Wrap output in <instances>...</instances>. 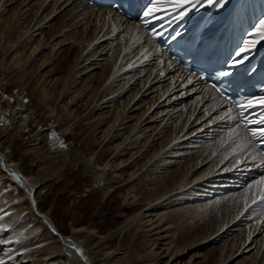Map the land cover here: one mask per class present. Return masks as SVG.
Wrapping results in <instances>:
<instances>
[{"label": "rangeland", "instance_id": "obj_1", "mask_svg": "<svg viewBox=\"0 0 264 264\" xmlns=\"http://www.w3.org/2000/svg\"><path fill=\"white\" fill-rule=\"evenodd\" d=\"M72 2L77 5L74 12L78 4L85 11L90 6L84 0ZM43 4L44 0H0V151L29 179L38 202L36 207L39 206L41 213L51 219L56 231L86 248L94 264H155L158 256L172 257L173 251L180 246V249H187L190 245L199 249L185 251L182 264L195 254H199V259L194 264H219L230 255H235L230 264H264V206L260 207L256 201L262 190L257 191L256 186L259 180L264 182V175L257 179L247 177L248 181L237 188L205 194L207 197L196 199L190 194L185 198L177 195L179 190L200 177L212 175L208 179L214 178L226 168L235 171L245 164V141L249 147L247 152L255 153L254 158L264 161L257 146L249 141L240 126L238 115L235 116L237 111L223 108V104L228 105L218 100L210 88L205 90L204 96L188 92L169 105L171 98L157 101L162 93L157 89L163 87L164 91L171 84L170 80H162L155 91L153 83L140 91L135 102L126 109L132 107L128 119L123 121L122 137H114L113 132L109 135V130L104 134L103 126L95 127L87 118L109 117L106 119L109 124L114 120L115 108L111 112L92 110L95 104L108 99L114 92H110V88L101 89L108 68L99 66L71 84L74 94L87 93L74 101L79 106H72L63 91L70 90L69 73L81 51V37L83 34L84 38L91 37L95 31L92 27L84 33L91 13L90 19L82 17L83 13L79 15L84 25H79L78 21L57 25L53 20L60 11H55L62 10L66 2L46 0ZM242 4V11L237 16L238 25L247 23L254 14L264 13V0H243L240 6ZM45 16L48 20L38 26L37 21L41 22ZM240 16H243L242 20ZM253 24L250 23L252 37L247 35L248 40L258 37L254 31L257 26ZM37 28L41 30L33 33ZM57 43L60 45L52 47ZM44 44L47 47L41 54L39 51L32 54L38 45ZM55 47L57 51H54ZM44 62L47 68L43 67L41 71ZM153 63L146 69L148 74L155 66ZM43 73L53 74L59 84L55 87L40 84ZM115 78L105 87L108 88ZM146 78L138 80L115 107L124 105ZM44 91H47V97ZM68 94L73 96V92ZM42 97L46 99L41 100ZM208 99H212L214 108L222 105L220 112L225 116H212L213 108H204V100ZM152 104L154 106L143 118V113ZM68 112H74L79 118L70 114L69 117ZM233 117L237 119L235 124ZM138 129L141 140L136 148L140 153L136 152L137 157L133 155V160V153L125 152L122 147L117 149L116 145L125 139L124 146L127 145L130 142L127 138ZM203 130L212 135L203 139L202 134H197L193 138ZM177 137L184 139L180 145L184 149L175 150L173 157H169L172 149L167 152L164 149ZM97 165H107L102 174L96 171ZM4 181L3 178L1 182ZM8 185L5 192L11 193L10 196L19 194L18 187L11 186L10 182ZM109 186L117 188L105 198L104 192ZM148 210L160 211L161 222H164L161 226L166 225L169 227L166 232L171 231L165 248L150 233H144V228L136 229ZM136 216L140 218L122 235L107 237ZM79 228L83 231L78 232ZM101 237L107 238L100 240ZM245 242L247 245L253 243L252 248L238 256L237 252L242 250ZM166 248H169L168 252ZM66 254L70 259L78 260L77 254L57 247L55 256L59 258Z\"/></svg>", "mask_w": 264, "mask_h": 264}, {"label": "bare ground", "instance_id": "obj_2", "mask_svg": "<svg viewBox=\"0 0 264 264\" xmlns=\"http://www.w3.org/2000/svg\"><path fill=\"white\" fill-rule=\"evenodd\" d=\"M72 1L73 0H64V2H66L64 8L62 10L55 11L56 13L60 11V14H58V16L53 20L54 23L57 25L58 24L61 25L68 22L78 21L79 25H84L82 24L83 22L81 23V18L79 15L80 14L82 15L83 13L82 17L88 19L89 14L91 13V19L89 18L90 20L87 23L88 26H86V29L84 28V33L88 31V28L90 30L92 29V27L95 28V31L91 37L84 38V34L81 37V42H80L81 51L76 55L74 64L70 69V73H69L70 85L68 86L70 90H66V91L63 90V91L67 95V97L70 98V104L72 106L74 105L79 106L74 101H77L79 98L86 96L87 93L83 92L80 94L77 93L74 94V91L72 89L73 87L71 84L79 77H82L98 69L99 66L102 67L106 66V68H108V75L106 79L103 81L101 89L108 90L110 88L111 89L110 92L112 91L114 92H112L111 96L108 99H105L100 103L95 104L92 110L93 109L108 110V112H111L113 108H115V114H114L115 117L113 118L114 120L111 124H109V122L108 123L106 122L107 121L106 119H108L109 117L100 116L98 118L91 117L87 119H89L88 122L90 121L89 124H94L95 127L103 126L102 132L104 134H106V132L109 130V135L110 133L113 132V136L117 138L122 137L124 135L123 131L125 130V128L123 127L125 124L123 123V121L128 119L127 114L132 107L128 110L126 109L130 105H132L133 102H135L140 91L145 90L147 86H149L151 83L154 84L153 87L155 88L153 91H155L157 88L160 87L162 80H170L171 84L167 88H165L164 91H163V87L161 89H157L159 90L158 92H162L161 95L159 96V99H157V101H161L164 97L171 98L169 99L168 105L172 101L173 103L179 101V99L182 96L188 94V92L192 94H200L204 96L205 90L209 89V87L200 84L198 80L191 77L187 73L183 72L172 61L166 58L163 50L155 42L157 38L156 31L153 30L152 32H149L148 31L150 30L149 28H151L152 25L154 24L159 26L160 24H164L167 21H171L172 23L170 25L165 26V30L169 29L170 26H176L175 24L180 25V27L183 28V25H188L189 20L192 19L191 26H194V24H198L197 22L199 21H203L199 26L195 27L192 30L195 34H198L197 36H199L201 32L209 33L211 35H213V33L214 34L217 33L220 35L223 29L227 25L228 15H230L233 12H236L238 8H239V12L241 13L243 8V4L242 6H240L243 0L242 1L229 0L228 4L222 8L212 5H205L199 10H193L187 16L180 18L183 20V22L178 23L179 19H177L176 15L173 14V9L170 6H168L164 10H162L161 13L156 18L149 19L148 23L146 24L144 22L145 17L143 16V12L141 11L139 12L138 15L139 18L138 21L136 23H132L128 20H123L117 17L111 11L96 10L92 6H88L87 9L89 11L88 12L85 11L84 8L82 9L81 7H79L80 4H78L77 11L74 12L77 5L75 6L74 5L75 3L73 4ZM74 1L77 3L80 0H74ZM45 2L46 0H44V4ZM235 3H238V6L234 9ZM240 13H238V15H240ZM261 16H262L261 12H259L257 15L254 14L252 15L253 17L252 19L251 16L249 17V20L246 19L248 20L247 23L243 21L244 23L241 24L244 26L245 29L248 28V36L252 37V33H250L251 30L249 28L250 23L252 21L255 23L257 18ZM46 19L47 18L45 16V18L42 19L41 22L37 21L36 24H38L39 26L41 25V23L45 22ZM159 19H162L161 21L163 22H158ZM33 20L34 18L31 20V22ZM258 24L259 22L256 23V26ZM40 30L41 28H37L33 33H37ZM243 30L244 29H242L241 31L242 36L244 35ZM194 33L190 32L189 34L191 36H194ZM184 34H188V33L184 32ZM237 36L241 37L240 33H238ZM253 39L257 41L255 48L248 53L247 60L243 64L236 66L235 68L244 67V68H250L254 71L257 67L264 66V41L259 40L257 36H253ZM94 43H96V45L93 46ZM59 45L60 44L57 43L52 47ZM46 47L47 46L45 44L38 45L36 51L33 50L32 54L36 53L37 51H39V54H41L42 50H44ZM57 50L58 48L55 47L54 51ZM151 62H154L152 65L155 66L154 68H152L153 70L150 72V74H148L149 70L146 72V69L151 65ZM159 64H161L160 65L161 67L157 71L155 77L151 80L153 76V72L156 69H158ZM43 67L47 68V64L45 62L42 63L40 67L41 71ZM128 67L130 68L126 70ZM48 73H43L41 75L39 83L42 84L43 82V85L45 86L48 83L55 87V85L59 84V79L57 78L54 79L53 74L48 75ZM138 76L139 77L141 76V78L147 76V78L141 81L139 90L133 93L132 95H130L125 100L124 105L119 106V108L115 107V103H117V101L122 100V97L127 93L129 94L130 93L129 89L133 88L135 86V83L141 79V78L137 79ZM113 77H116L115 80L112 81V83L108 88H106L105 84ZM45 90L47 89L45 88ZM46 92L47 91H44L47 97L48 95ZM71 92H73L72 94L73 96L69 97L70 94L68 93ZM180 92H184V93L182 95H178ZM213 93L215 94V92ZM216 97L218 100L228 105V103L224 99L220 98L218 95H216ZM45 99H46L45 97L41 98V100H45ZM204 102H205L204 105L205 109L213 108L211 114L212 116L219 115L218 118L225 116V114H223L224 112L223 113L220 112V110H222V105L217 106L220 108L217 109L216 107L214 108L212 106L211 104L212 99L204 100ZM153 106L154 105L152 104L151 107H149L143 113L144 115L143 118L145 117L147 112L152 109ZM231 108L232 110H236L237 113L238 112L240 113V108H234V107ZM69 114L70 113L68 112L67 115L69 116ZM72 115H74V112H71L70 116ZM74 118H79V117H75L74 115ZM238 121L240 122V126L242 127V129L245 130L249 134V136H251L250 131H248V127L243 126L239 118ZM249 126L253 128L256 127V125H252V124H249ZM139 130L140 129L134 132L130 138H127L128 140L130 139V142L127 145L124 146V144H126L125 142L126 139L124 140V142L116 145L117 149H120L122 147V149H124L125 152L133 153L132 154L133 160H134L133 155H136L137 154L136 152L140 153L139 152L140 150H137L136 148L141 140V136L139 135ZM197 134H202L203 136L201 137L203 139L209 138L210 135H212L211 133L209 134V132H205V130H203L200 131L199 133H196L193 138H195ZM260 138H264V136H257L255 138L252 137L253 140H257ZM173 142L171 143L172 145L170 147L167 146V148L164 149L166 150V152L172 149V154H169V157H173L175 150L184 149L182 146H180L184 142V139L182 140L181 137H177ZM245 144H246L245 155L247 157L245 159V164H241L240 166H238V168L235 171L228 170L226 168L225 171L223 172L220 171V173L214 175V178L208 179L212 175L207 177L206 176L200 177L197 180H194V182L190 184V186L187 185L186 187H183L181 190H179L177 192V195H181L183 198H185V196L187 197V195L190 194L193 195L196 199H198L199 197H207L208 194L212 195V194H216V192L218 191H225L227 189L237 188L242 183L248 181L246 180L247 177L250 179L252 176H254L252 178L257 179L260 175H264V161L261 160L258 161V159L254 158L256 156L255 153H253V155L249 154L247 152L249 150V147L246 141ZM174 147L177 148L173 149ZM138 155L141 156V154ZM156 156L157 155H155V157ZM255 164H257L258 166L257 167L253 166ZM106 167L107 165H102V166L97 165L96 171L102 174ZM192 173L193 172H191V174ZM121 177L122 176L120 175V178ZM3 178L6 180L7 184L5 181H4L5 183L1 182L3 181ZM212 179H214V181H211ZM28 180H29L28 178L26 179V177L19 172L17 168V164L13 161L8 160V158L0 151V260L4 261V264H61L60 262L64 264H94L86 248H84L75 240L69 237H65L62 234H60L58 231H56V226H54L51 219L41 213V211L39 210V206L36 207V205L38 204L36 195L33 189L29 186L30 182L28 183ZM8 181L10 182V185L12 184L11 186L15 185L16 187L19 188V194L10 196L11 193L5 192L6 187L9 186ZM116 188L117 187H111V186L107 187L104 192L105 198L108 197L109 194ZM256 189L257 191L258 189H262L261 194L264 193V182L259 180V184L256 186ZM205 194H207V196ZM260 195L259 196L257 195L258 197L256 201L257 203H260L259 206L262 207L264 206V201L260 200ZM147 212L148 213L146 214V216L142 219L143 221L142 222L140 221L141 223L139 225L137 224L138 226L136 229H139L140 227H142V229L144 228L145 229L144 233H150L153 236V238H155V241L161 242V246H164L165 248L168 244L167 242H169L170 240L169 234L171 231L166 232V230H168L169 227H167L166 225L161 226V223L164 222H161L162 218L159 214L160 211L148 210ZM140 216L133 217L130 220L124 222L115 230L111 231L107 235V237L115 236L117 234L122 235L133 224L135 220H138L137 218H140ZM77 231L81 232L83 231V229L79 228ZM107 237H101L100 240L106 239ZM246 242L243 245L242 250L237 252V255L240 254L241 252L244 251L247 252V250H251L252 248L251 246L253 245V243L247 245ZM57 247H60L66 252H71L74 253L75 255L77 254L78 260L70 259L67 254L58 258L57 256H55ZM180 248L179 249L176 248L177 250L173 251L172 257L167 258L165 254L158 256L157 257L158 262H155V264H182V260L185 258V251L187 252L197 251L199 249L195 245H190L187 249H180ZM154 250L155 249H153V251ZM166 250L168 252L169 248H166ZM234 257L235 255H230L227 258V260L220 261L219 264H230L231 260ZM197 259H199V254H195V256L193 255V257L189 259V261H187L186 264H194L193 262H195V260ZM195 264H199V263H195Z\"/></svg>", "mask_w": 264, "mask_h": 264}, {"label": "snow or ice", "instance_id": "obj_3", "mask_svg": "<svg viewBox=\"0 0 264 264\" xmlns=\"http://www.w3.org/2000/svg\"><path fill=\"white\" fill-rule=\"evenodd\" d=\"M227 0H150L149 5L144 9L143 16L145 17V23L151 18H156L162 10L170 6L173 9V14L177 19L187 16L193 10H199L205 5H212L217 7H223ZM255 33L258 34L259 40L264 41V19L259 21V24L255 28ZM171 39L176 40L177 36L173 35ZM257 41L255 39L247 40L243 43L236 53V59H233L230 64H226L223 69L217 72V76L220 78L228 79L234 73L233 68L243 64L247 58L248 53L255 48ZM215 87V85H213ZM217 91H221L217 88ZM240 107V117L245 118L246 109H255L257 105H260L262 111L259 114L258 119L248 120V124L256 125L254 128H248L252 137L264 136V96L252 97L250 99L238 102ZM230 111V109H229ZM234 119V117H233ZM241 151H244L242 148ZM260 200L264 201V193L260 195ZM256 201L253 200V203ZM0 264H4V261L0 260Z\"/></svg>", "mask_w": 264, "mask_h": 264}]
</instances>
